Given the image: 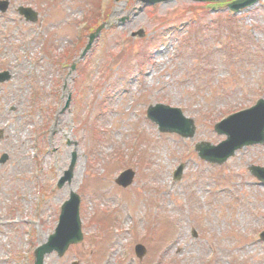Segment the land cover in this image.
<instances>
[{
  "label": "rangeland",
  "instance_id": "1",
  "mask_svg": "<svg viewBox=\"0 0 264 264\" xmlns=\"http://www.w3.org/2000/svg\"><path fill=\"white\" fill-rule=\"evenodd\" d=\"M226 1L170 0L144 8L126 30L122 26L103 32L95 62L84 76L80 118L67 122L69 136L73 133L79 141L72 180L52 192L47 203L41 200L45 219L40 230L46 233L68 189L81 192L84 239L61 258L51 254L45 264L74 260L76 264H264V241L254 236L264 229V186L248 170L249 164L264 165V145L244 147L221 165L201 159L194 148L198 141H221L224 136L213 130V124L264 97V0L236 14L226 9ZM110 2L112 9L104 17L118 21L125 10L123 0H104L103 5ZM12 4L4 22L0 18V58L2 53H13L21 66L14 67L15 76L0 90V126L9 123L6 132H12V137L4 131L0 135V152L11 148L27 126L23 123L30 122L10 123L5 107H14L13 113L23 118L31 103L26 99L32 100L35 90L56 78L47 77L41 64L48 68L53 54L67 49L70 37L64 35H72L75 26L70 23L85 0H13ZM18 4L32 5L38 19L27 22L19 17ZM140 27L145 35L125 40L118 56V36L121 42L129 29ZM9 41L15 43L12 50H3ZM101 63L103 68L113 63L110 72L102 73ZM156 102L181 107L195 121L194 135L183 138L160 132L146 117L147 106ZM77 121L82 122L79 128ZM18 143L14 153L17 148L29 149L26 142ZM68 159L69 149L63 144L53 153L54 168L48 175L55 177ZM179 163L181 177L173 180ZM126 168L135 174L123 187L115 177ZM16 170L7 174L14 176L23 168ZM14 181L17 189L21 180ZM5 191L6 198L13 197V187ZM43 193L48 194L46 188ZM8 200L0 203V209L6 210ZM24 229L23 224L17 235L8 230L3 237L0 226V264H20L26 247ZM37 238L38 232L33 240ZM138 242L146 247L142 257L134 252ZM5 253L11 259L4 262Z\"/></svg>",
  "mask_w": 264,
  "mask_h": 264
},
{
  "label": "water",
  "instance_id": "2",
  "mask_svg": "<svg viewBox=\"0 0 264 264\" xmlns=\"http://www.w3.org/2000/svg\"><path fill=\"white\" fill-rule=\"evenodd\" d=\"M252 1V0H250ZM249 0L245 3L250 2ZM148 114L149 117L152 119L156 120L160 124V128L162 130H171V131H178L181 132L183 135H191V129H190V123H186V125L183 127L181 126V121L183 120L181 117V113L179 109L177 108H170L169 106L162 105V104H157L154 107H149L148 108ZM176 119V121L170 123H167L166 119ZM182 119V120H181ZM240 127L243 128H250L248 132L246 130L242 133V138L241 140L235 142V135L242 132ZM219 131H223L227 133L228 139L224 142L226 145V148L224 150L223 155L220 158H217L216 160L212 157H209L211 160L221 162L223 161L228 155H230L233 150L237 147L242 146L243 144L246 143H251V142H258L262 141L264 139L263 137V130H264V102L261 100L255 105L254 107L240 112L238 114H235L230 117V119L227 122L221 123L218 128ZM202 154V153H201ZM204 156V154H203ZM206 157V156H205ZM253 168V167H252ZM255 170L261 172L262 175H258L261 178H264V174L262 171L264 169L262 168H253V172ZM130 181V178L127 180L122 181V183L126 184ZM76 235V233L74 234ZM78 234L76 235L75 238L73 239H67L65 240V246L67 245L68 242L71 241H76L78 238Z\"/></svg>",
  "mask_w": 264,
  "mask_h": 264
}]
</instances>
